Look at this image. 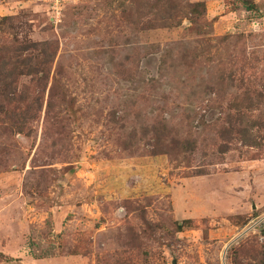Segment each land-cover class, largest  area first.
Wrapping results in <instances>:
<instances>
[{
    "label": "rangeland",
    "instance_id": "374dc122",
    "mask_svg": "<svg viewBox=\"0 0 264 264\" xmlns=\"http://www.w3.org/2000/svg\"><path fill=\"white\" fill-rule=\"evenodd\" d=\"M173 263L264 264V0H0V264Z\"/></svg>",
    "mask_w": 264,
    "mask_h": 264
},
{
    "label": "trees",
    "instance_id": "16d2710c",
    "mask_svg": "<svg viewBox=\"0 0 264 264\" xmlns=\"http://www.w3.org/2000/svg\"><path fill=\"white\" fill-rule=\"evenodd\" d=\"M194 6L195 7H204V5L202 4V3H200V2H198V3H195L194 4ZM167 14H168V16H169V18H170V14L171 13H169V12H167ZM165 24V23H164ZM170 24V23H169ZM165 26H168V25H165ZM155 136V143L153 144L154 145V148H153V150L151 151L153 154H156V153H158V152H161L163 149H162V144H163V141H161L160 140V138L158 137V136H156V135H154ZM171 142L172 143H176V144H178L179 142L178 141H174V140H171ZM182 144H184V146L186 147V148H189V147H191L192 146V142L190 141V140H188V139H183L182 141H180Z\"/></svg>",
    "mask_w": 264,
    "mask_h": 264
},
{
    "label": "water",
    "instance_id": "95a60500",
    "mask_svg": "<svg viewBox=\"0 0 264 264\" xmlns=\"http://www.w3.org/2000/svg\"><path fill=\"white\" fill-rule=\"evenodd\" d=\"M173 264H175V263H173Z\"/></svg>",
    "mask_w": 264,
    "mask_h": 264
}]
</instances>
